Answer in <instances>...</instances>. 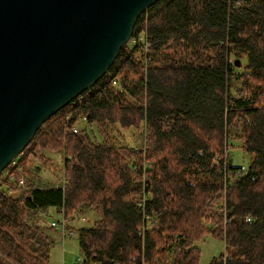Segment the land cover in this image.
Masks as SVG:
<instances>
[{
	"label": "trees",
	"instance_id": "obj_1",
	"mask_svg": "<svg viewBox=\"0 0 264 264\" xmlns=\"http://www.w3.org/2000/svg\"><path fill=\"white\" fill-rule=\"evenodd\" d=\"M43 151L63 155V186L32 180ZM15 159L26 188L0 183V264H51V206L103 264H199L205 236L222 244L208 264H264V0H157Z\"/></svg>",
	"mask_w": 264,
	"mask_h": 264
},
{
	"label": "water",
	"instance_id": "obj_2",
	"mask_svg": "<svg viewBox=\"0 0 264 264\" xmlns=\"http://www.w3.org/2000/svg\"><path fill=\"white\" fill-rule=\"evenodd\" d=\"M156 1L0 0V173L107 72Z\"/></svg>",
	"mask_w": 264,
	"mask_h": 264
},
{
	"label": "rangeland",
	"instance_id": "obj_3",
	"mask_svg": "<svg viewBox=\"0 0 264 264\" xmlns=\"http://www.w3.org/2000/svg\"><path fill=\"white\" fill-rule=\"evenodd\" d=\"M129 43V42H128ZM84 124L83 120L76 123L77 127L80 128ZM124 140L126 143L139 142V134L136 130H126L123 132ZM63 155L58 152L43 151L40 157H30L29 167L32 169L35 176L32 180L37 185L43 184H59L63 186V175H62V160ZM230 162L236 166L245 167L251 155L244 153L237 146L233 147L229 151ZM19 189L10 187V194L17 195ZM95 217L94 214L89 213L81 219L79 215L72 216V221L75 226L79 225H90ZM62 215L60 212L54 209V207H48L46 209H39V222L42 224H49L52 220H61ZM67 220V219H66ZM68 220L66 225L68 224ZM68 228V227H67ZM71 229V228H68ZM74 232L75 230L72 229ZM57 231V230H56ZM59 237L56 238L54 244L50 249V263L51 264H74L77 257H80L78 242L75 235L69 237H62L60 232L57 231ZM201 248V255L199 264H208L211 257L216 256L217 253L222 249V244L216 239L205 236L202 241L197 243Z\"/></svg>",
	"mask_w": 264,
	"mask_h": 264
},
{
	"label": "built area",
	"instance_id": "obj_4",
	"mask_svg": "<svg viewBox=\"0 0 264 264\" xmlns=\"http://www.w3.org/2000/svg\"><path fill=\"white\" fill-rule=\"evenodd\" d=\"M82 120V119H81ZM73 132H76L78 127L76 124L72 125L71 127ZM21 171L20 167L17 165L16 159L14 158L7 167L0 173V183L1 184H9L12 186H15L18 189H25V182L23 176H20L19 178H16L17 173ZM58 212L61 213L62 219L61 220H52L49 225L60 232L61 236H73L75 235V232L71 229L67 228V220L64 217V208L63 206L57 209ZM81 219H84V216L79 215ZM95 254H92L90 257H86L84 254L81 253L80 257H77L74 264H103L99 260L94 259ZM141 264H145L142 262Z\"/></svg>",
	"mask_w": 264,
	"mask_h": 264
},
{
	"label": "bare ground",
	"instance_id": "obj_5",
	"mask_svg": "<svg viewBox=\"0 0 264 264\" xmlns=\"http://www.w3.org/2000/svg\"><path fill=\"white\" fill-rule=\"evenodd\" d=\"M242 134V133H241ZM222 157V156H221ZM226 163V162H225Z\"/></svg>",
	"mask_w": 264,
	"mask_h": 264
}]
</instances>
